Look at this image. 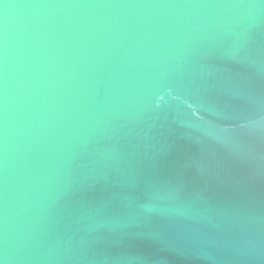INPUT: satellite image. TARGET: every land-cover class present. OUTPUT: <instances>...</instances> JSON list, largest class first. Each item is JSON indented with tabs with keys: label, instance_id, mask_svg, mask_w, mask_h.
<instances>
[{
	"label": "water",
	"instance_id": "obj_1",
	"mask_svg": "<svg viewBox=\"0 0 264 264\" xmlns=\"http://www.w3.org/2000/svg\"><path fill=\"white\" fill-rule=\"evenodd\" d=\"M2 264H264V126L115 211L0 247Z\"/></svg>",
	"mask_w": 264,
	"mask_h": 264
},
{
	"label": "snow or ice",
	"instance_id": "obj_2",
	"mask_svg": "<svg viewBox=\"0 0 264 264\" xmlns=\"http://www.w3.org/2000/svg\"><path fill=\"white\" fill-rule=\"evenodd\" d=\"M0 264H2V262H0Z\"/></svg>",
	"mask_w": 264,
	"mask_h": 264
}]
</instances>
